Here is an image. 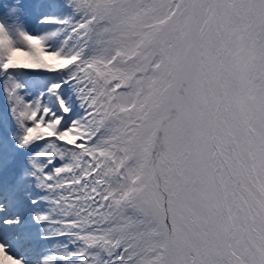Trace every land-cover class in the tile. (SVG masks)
Here are the masks:
<instances>
[{"label": "snow or ice", "instance_id": "snow-or-ice-1", "mask_svg": "<svg viewBox=\"0 0 264 264\" xmlns=\"http://www.w3.org/2000/svg\"><path fill=\"white\" fill-rule=\"evenodd\" d=\"M0 264H264V0H0Z\"/></svg>", "mask_w": 264, "mask_h": 264}]
</instances>
